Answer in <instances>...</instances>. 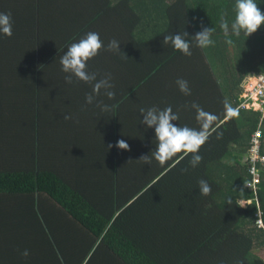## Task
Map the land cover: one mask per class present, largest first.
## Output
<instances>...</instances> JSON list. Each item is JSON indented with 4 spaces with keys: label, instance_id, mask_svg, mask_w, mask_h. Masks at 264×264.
Listing matches in <instances>:
<instances>
[{
    "label": "trees",
    "instance_id": "trees-1",
    "mask_svg": "<svg viewBox=\"0 0 264 264\" xmlns=\"http://www.w3.org/2000/svg\"><path fill=\"white\" fill-rule=\"evenodd\" d=\"M113 1L126 9L122 17L123 30L117 26L118 21L111 22L108 31L100 37L106 47L112 39L120 43L115 60L118 65L113 69L119 81L117 93L121 94L130 65L134 67L143 61L139 74H136L143 84L159 73L164 74L163 70L168 71L169 66L176 68L178 62L186 61L182 58L184 54L170 43L163 44L165 35L187 32L186 39L192 42L201 26L209 27L214 29L211 37L214 44L200 48L192 42L190 50L197 47L204 59L210 60V64L204 63L201 76L211 79L213 95L228 94L229 105L238 114L222 124L226 115L213 112L216 119L211 125V135L199 150L203 159L195 168L189 163L192 154L184 152L158 170L153 161V164H134L131 161H138L142 155H151L153 149L131 147L133 149L125 153L130 160L126 168L140 171L142 179H146L136 186L137 199L128 205L124 215H118L112 222L111 213L98 214L79 188L74 189L56 168L58 166L53 165L51 158H55L56 151L52 147L46 150L51 140L56 149L61 146L62 152L74 142L78 143V138L70 140L71 132L79 129V95L86 96L92 91V85L82 83L75 76L70 88L61 89L58 82L53 88L49 86V78L54 84L60 76L55 75L49 66L56 62L51 46L62 50L78 42L83 28L90 27L89 21L84 25L90 12L87 7L98 0H73L67 7L55 9L43 0H0V12L11 13L13 31L11 37L0 33V108L19 110L22 116L16 125L17 122H21L20 126L34 124L36 129L34 139H30L35 145V161L31 159L27 169H14L10 148L4 145L10 138L11 122L0 121V193L50 195L92 234V238L100 239L97 249L112 253L116 264H264L258 255L264 250V227L258 223L261 220L264 224V165L258 168L256 191L249 185L253 181L249 162L250 140L260 128L264 152V117L259 111L242 107L246 82L252 76L264 75V25L250 36L243 32L238 37L232 34L235 0ZM255 2L264 12V0ZM222 14H226L229 23L228 37L220 27ZM76 17L79 18L77 26L72 23ZM116 26L121 30L118 33H114ZM150 28H156L158 32L150 39L139 40L140 34ZM227 39L233 43L227 44ZM142 53V56L138 55ZM57 66L58 71H62L60 62ZM86 70L98 74L107 68ZM104 104L115 109L116 136L119 137L122 134L119 117L122 102L116 97L112 104L107 99ZM61 108L68 111L51 116L50 109L59 113ZM66 115L72 118L66 120ZM75 149L79 150V146ZM99 156L111 159H101L110 168H119L117 158L122 154L118 148L115 159L111 150L109 154L102 151ZM176 160L178 162L174 163ZM162 171L163 176L156 179ZM201 179L211 186V194H200L198 181ZM144 199L157 210L161 224L156 220L159 226L147 228L131 223L133 220L123 228L120 223L123 216L127 217L129 210L130 218L137 214L138 209L134 213L135 207ZM241 200L250 202L242 205ZM12 248L17 249V245ZM2 264L7 263L2 260Z\"/></svg>",
    "mask_w": 264,
    "mask_h": 264
},
{
    "label": "crops",
    "instance_id": "crops-1",
    "mask_svg": "<svg viewBox=\"0 0 264 264\" xmlns=\"http://www.w3.org/2000/svg\"><path fill=\"white\" fill-rule=\"evenodd\" d=\"M43 1L55 9L67 7L73 0ZM120 4L113 0H98V3L90 4L87 7L90 12L86 22L84 21V25L89 21L90 27L83 28L79 34V39L90 31L97 32L101 36L103 32L108 31L111 22L118 21L117 26L123 30L121 28V25L124 24L122 17L126 13V9ZM96 10L97 13L92 14V11ZM79 18H74L72 23L77 26ZM118 27L114 33L119 32ZM125 31L122 32L125 33ZM143 34L148 36L147 31H144L140 34L139 40L143 39ZM128 39L131 40V37L128 36ZM106 49L107 47L104 45L98 55L87 61V69L92 68L94 70L97 67H102L103 70V67L107 68L108 71L97 74V80L106 74H111L110 82L114 85L111 90L116 93L115 98L117 97L122 102V110L119 111L122 134L119 137L116 136L115 117L117 114H115V109L103 111L98 106L100 102L104 104L105 99L110 102V99L103 94L104 90H101V94L95 97L92 104L86 103L87 94L92 93V91H88L86 96L84 94L79 95V106L81 107L79 108V129L72 131L73 127L70 128V132L72 131L70 142L78 138V143L74 142L72 147L67 146L62 152L61 146L56 149L51 140L46 150H50L52 147L56 151L55 158H51L53 165L58 166L56 168L61 170L74 189L79 188V192L89 200L98 214L108 215L111 213L113 222L118 218V215H124L128 205L137 199L136 186L146 178L142 179L140 171L133 172L126 168L129 166L130 160L125 157V153L130 152V150L119 149L122 154L120 158H117L119 168H110L101 159H111L107 156L100 157L99 153L105 151L109 154L110 150L114 151L113 157L115 159L117 148L108 149L107 146L109 144L115 145L120 139H124L129 144L130 149H133L131 147L141 150L155 149L157 141L155 140L154 128H148L141 123L143 116L140 108L147 109L155 106L164 109L171 106L173 112L179 116L177 121H173L174 124L199 129L196 110L191 107L193 103L198 104L205 112L212 115L214 111L226 115V104L230 105L227 100L228 94L225 96L222 94L213 95L211 79L201 76L205 64H210V60L204 59L201 55L202 51L197 47L192 48L191 56L182 55V58L186 59L184 63L178 62L176 68L174 65L169 66L168 71L163 70L164 74L159 73L151 81L143 84L140 78L136 77L143 61L134 67L127 66L128 70L125 74L121 94L116 92L119 81L113 73V69L118 65L115 61L118 52H110ZM66 51L67 49L56 50L51 46V54L56 55V62H52L49 66L52 67L55 75H60L57 77L59 80H55L54 84L49 78L51 88L55 87L57 82L62 86L61 89L70 88L69 86L74 84V79L71 84L67 83L65 81L67 74L58 71L57 68L61 56ZM138 55L142 56L143 53ZM138 55L135 57L137 58ZM175 69L179 71L177 72ZM48 70L53 74L51 69ZM181 78L188 82L190 95H185L179 90L176 81ZM82 83L85 82L82 81ZM115 98L111 99V104ZM67 111L65 108H61L60 112L57 113L50 109L51 116L64 114ZM21 116L19 110L13 107L11 110L6 107L5 109L0 108V121L11 122L10 138L4 145L10 148L11 166L19 170L29 168L27 167L29 166L28 163L31 162V159L35 161L36 157L35 145H32L30 141V139H34L35 125L20 126L21 122H17L16 125L17 119ZM227 118L229 117L226 115L222 124ZM77 146H79V150L75 149ZM152 161L157 164L156 170H158L162 169L166 163L171 162L172 159L164 165H161L155 158H152ZM177 162L176 160L174 163ZM113 163L115 164L116 161L114 160ZM131 163L145 164L143 161H131ZM151 164L153 163L151 162ZM163 174L162 171L155 178L158 179ZM143 191L139 192V195ZM147 201V199L140 201L134 210L135 213L138 209L137 214L131 218L130 210L127 217L123 216L120 222L121 225H124L123 228L133 220L131 223H137L140 227L151 228L159 226L157 222L161 224L157 218V210ZM94 239L96 238L94 236L92 238V234L82 224L66 213L60 204L48 194L0 193V264H2V260L7 264H116L114 259L116 257L103 249H97L96 246L100 239L95 241ZM20 244H24L25 247L20 248ZM14 245H17V249L12 248ZM24 250L29 252L27 257L22 255ZM1 252L4 253L3 256H1Z\"/></svg>",
    "mask_w": 264,
    "mask_h": 264
},
{
    "label": "clouds",
    "instance_id": "clouds-1",
    "mask_svg": "<svg viewBox=\"0 0 264 264\" xmlns=\"http://www.w3.org/2000/svg\"><path fill=\"white\" fill-rule=\"evenodd\" d=\"M235 18L231 23V31L235 36H240L243 32L246 36H250L255 33L262 25H264V12L261 11L255 0H235L234 5ZM226 14H222L220 27L223 30L224 36H229V23L225 19ZM213 28L201 26V31L197 32L191 39L197 47L206 48L214 44L212 40ZM0 33L11 37L12 31V18L11 13L0 12ZM187 32L183 34H167L164 36L163 44L169 43L175 50L182 52L184 55L191 56V45L186 37ZM226 43L231 45L233 41L227 39ZM104 48V44L100 39V35L97 32H88L84 37L79 39L78 42L71 43L67 51L61 56L60 64L62 65V71L68 73L65 76V81L69 84L73 82V76L78 80L92 85V93L87 94L86 103L92 104L96 96L101 94V90H104L110 100L115 98L116 93L111 89L114 85L111 81V74H106L103 78L97 80L96 73H89L87 69V61L98 55L99 51ZM107 51L119 52V41L112 39L107 45ZM176 84L179 90L185 94L190 95L191 91L188 86V82L184 79H177ZM103 111H109V105L100 102L98 104ZM192 108L196 110V120L199 123V129L191 128L188 126H178L173 121H177L179 116L174 113L171 106L164 109L158 107L140 108V112L143 116L141 123L148 128H154L155 140L157 141L155 149L151 155H142L138 161H143L145 164H151L152 158H155L161 165H164L168 160H171L180 152L185 154L191 153L192 158L189 161L190 165L195 168L202 161L203 157L199 155L200 148L208 140L211 135L209 129L216 117L210 113L205 112L198 104L193 103ZM237 110L226 104V115L233 117L237 115ZM72 117L66 115L64 119L68 120ZM219 138V137H218ZM108 149L117 147L121 150H130L129 144L120 139L115 145L109 144ZM199 191L201 195L207 196L211 194V186L204 179L198 181ZM231 203V201H229ZM22 255L27 257L29 255L28 250H24Z\"/></svg>",
    "mask_w": 264,
    "mask_h": 264
},
{
    "label": "built area",
    "instance_id": "built-area-1",
    "mask_svg": "<svg viewBox=\"0 0 264 264\" xmlns=\"http://www.w3.org/2000/svg\"><path fill=\"white\" fill-rule=\"evenodd\" d=\"M258 106V107H257ZM242 107L254 111H259L264 117V75H260L256 84L244 93ZM257 107V108H256ZM262 130L259 128L252 134L249 148L250 172L253 175V181L249 184L256 191L259 182V165H264V152L262 148ZM260 227H264L261 220L258 221Z\"/></svg>",
    "mask_w": 264,
    "mask_h": 264
},
{
    "label": "rangeland",
    "instance_id": "rangeland-1",
    "mask_svg": "<svg viewBox=\"0 0 264 264\" xmlns=\"http://www.w3.org/2000/svg\"><path fill=\"white\" fill-rule=\"evenodd\" d=\"M146 31H147L148 36H149V35H155V33L158 32L156 28H150V29H147ZM148 36H146V35L144 36V34H143V39H150V37H152V36H149V37H148ZM259 77H260V76H258V75L252 76V77L246 82V90H245V92H246L249 88H251L254 84H256V82H257V80H258ZM242 97L244 98V94H243ZM257 107H258V106H257ZM257 107H256V108H257ZM240 202H241L242 205H246V204L249 203L250 201L241 200ZM258 255L264 260V250L259 251Z\"/></svg>",
    "mask_w": 264,
    "mask_h": 264
}]
</instances>
